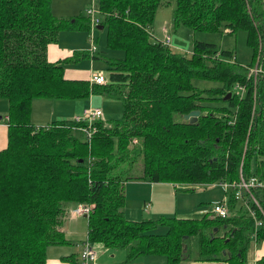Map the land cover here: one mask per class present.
I'll use <instances>...</instances> for the list:
<instances>
[{"label": "trees", "instance_id": "obj_1", "mask_svg": "<svg viewBox=\"0 0 264 264\" xmlns=\"http://www.w3.org/2000/svg\"><path fill=\"white\" fill-rule=\"evenodd\" d=\"M51 1L0 0V97L8 102V142L0 150V264H45L49 246L70 243L63 227L79 203L93 206L88 240L125 249L126 261L155 255L177 264L194 237L189 264H248L253 234L264 241V187L252 189L253 214L241 205L226 217L207 212L133 221L124 215V184H214L238 181L240 174L264 184V0H174V26L244 31L251 48L245 64L213 42L195 39L186 55L158 38L148 26L159 4L170 0H98L105 47L121 52L106 57L96 48L92 54L106 63L103 83L64 75L65 63L88 57L89 50L48 58L61 30L90 28L87 14L58 16ZM256 63L261 70L254 76L249 68ZM194 79L218 84L201 87ZM96 92L119 99L121 116L90 124L73 117L46 125L31 120L34 98L83 99ZM193 109L199 114L191 122L184 114ZM88 125L94 127L89 141L81 129ZM139 156L141 175L132 176ZM235 202L229 194L230 206ZM157 226L165 233H155Z\"/></svg>", "mask_w": 264, "mask_h": 264}, {"label": "rangeland", "instance_id": "obj_2", "mask_svg": "<svg viewBox=\"0 0 264 264\" xmlns=\"http://www.w3.org/2000/svg\"><path fill=\"white\" fill-rule=\"evenodd\" d=\"M53 2H55V5L58 4V0H53ZM97 3L98 0H88L86 4H88L89 7L93 5L95 8H97L98 7ZM174 7H175L174 0H170L169 2H165V3L161 2L156 9L153 22L150 24V26H148V29L150 31L153 30L154 34L158 38H162V39L164 38L165 34H169L172 40L170 46L175 51H179L183 54L190 55L192 42L195 39H199V40L215 43V46L219 51L221 49L233 50L235 52L236 59L243 64L250 62L251 48L246 43V36L244 31L238 30L235 33H229L227 32V29L225 30L223 29L222 31H209V30H193L190 27L183 24L174 26L172 24ZM80 13L83 14L82 12ZM163 27H165V29ZM65 32L66 31H64L63 33ZM83 32L84 35L82 42L80 41V37H78L79 40L78 44L80 45L82 44V46L84 47L80 48L79 51H86L89 49L90 41L87 38L88 31L83 30ZM93 34L96 37L95 44L100 54L106 57L119 56L121 54L120 51L108 49L105 47V29L100 30L98 28L97 29L94 28ZM69 40H70V36H68V38H66L64 42L67 43ZM63 54H66V51H64ZM105 64L106 63L103 57L92 58L88 56V57L80 58L76 62L68 61L65 63V67L69 69L76 66L77 67L76 69H82V72H87L88 70L89 71L94 70L96 73L98 70H103L104 72H106ZM193 82L201 87H206V86L209 87L218 84L217 81L209 80V79H194ZM66 101H71V100H48L45 98H38L34 100L35 107L33 106V109H35V113L34 111L32 113L33 119L34 120H36L37 118L44 119L48 115L49 111H52V114L57 115L59 112H61L60 110L61 103H66ZM86 102L89 103V100H87ZM46 103H48V105H45ZM92 103L90 102L91 105L89 106L94 107L99 105L98 107H101L103 109L104 115L98 117V119L100 118L103 120H112L121 116L122 105L119 99L104 96V98H101L99 101L96 98V94H94V101ZM74 112L76 111H72L71 109L68 112L64 113L65 115L60 118H67L69 117V115L72 116ZM135 160L136 161L134 165H132V170H133L132 176H139L141 175L143 168L142 157L139 156ZM127 183L129 186V190L127 192L126 190H124V195L126 197L125 202L128 208L127 210L125 209L126 215L128 214L129 216H132V218H135L136 215L132 214L131 211L132 208H134L137 203L140 204V208L142 206V201L137 199V197H141L142 199L143 197L146 196L147 199L146 201H149L150 198L152 197L151 192H149V187L151 185L141 182H139L140 183L139 184L137 183V181H129ZM141 184H146L147 187H142V189L140 190L139 186ZM175 186L176 188H173ZM173 187L172 186L160 187L162 190H166L165 198H162L164 194L159 195L160 198H156L153 201V205L151 204L152 206H150L149 209L147 208L148 210V211L146 210L147 213L144 212L142 214L143 217H147V219L148 218L156 219L161 215L166 217H172L175 215L176 210L179 211L180 208L183 207L190 209V213H191L199 205H203L204 208L209 209L212 204L218 203L220 201L223 202L225 201L224 190L222 187H219L216 183L199 184V185L175 183ZM131 188H133L132 191ZM235 203H236L234 205L235 207H231L228 204V210L230 213L236 212L239 209V206L242 205V202L238 200ZM141 211H143V209ZM190 216L197 217L198 215L191 214ZM81 218L82 221L85 220L84 217ZM165 231L166 229L163 226H157L154 229L155 233H165ZM187 243L189 247V253L179 264H187L186 262H190V259L196 254V239L194 237H190L187 239ZM95 249L98 254L100 253V251L106 250L105 247L100 244L95 245ZM254 251H255V246L252 245L249 255H251ZM161 263L166 264L165 258L163 256H153V264H161Z\"/></svg>", "mask_w": 264, "mask_h": 264}, {"label": "crops", "instance_id": "obj_3", "mask_svg": "<svg viewBox=\"0 0 264 264\" xmlns=\"http://www.w3.org/2000/svg\"><path fill=\"white\" fill-rule=\"evenodd\" d=\"M87 1L88 0H58V4L55 5V2H53L52 0L51 8H52V11L58 16L72 17V19H74L73 17L80 15L81 14L80 12L86 15V9L89 7L88 4H86ZM97 28L98 27L96 26L95 29ZM163 28L165 29V27ZM64 31L66 32L63 33ZM83 35H84L83 30H61L59 32L57 42L52 43L48 48V58L53 61V60H57L60 58L69 57L74 52L79 51V49L83 48L84 46H82V44L81 45L78 44L79 43L78 37H80V41L82 42ZM68 36H70V40L67 43H65L64 41L66 38H68ZM87 38L89 39L88 34H87ZM94 38L96 39L95 36ZM170 40H171V37H170ZM171 42L172 40L170 41V43ZM64 51H66L67 55L63 54ZM191 51H192V46H191ZM89 54H90L89 56L92 57L93 53L89 52ZM71 61H74V60H71ZM76 61L77 60H75L74 62ZM76 68H77L76 66H74L73 68H69V69L65 67L64 69L65 77L67 78H87L90 81L95 82L93 80V76L95 73L94 70H90V71L88 70L87 72H82V69H76ZM104 74L108 78L107 72H104ZM94 94H96V98L99 101L101 98H104L105 96V95L103 96L102 94L96 92V93L91 94L88 98H83V99L45 98L48 100H71V101H66V103H61V106H60L61 112H59L57 115L52 114V111H49L48 115L44 119L37 118L36 120L33 119L32 113L33 111L35 113V109H33V106L35 107L34 100L38 98H34L31 104V120L35 124L46 125L52 120L63 117L65 115L64 113L68 112L71 109L72 111H76V112H74L72 116L69 115V117L70 116L74 117L75 115L81 114L84 111V109H86L87 107H89V105H91L90 102L92 103L94 101ZM87 100H89V103L86 102ZM7 105H8L7 100L3 97H0V117H1L0 119V150L6 148L7 142H8V127H7V123L5 120V117L7 116ZM45 105H48V103H46ZM98 106L99 105H97V107ZM103 115H104V112H103ZM129 181H137V183L141 182V183H146V184L151 185L149 187V192H151L152 197L150 198L149 201H146L147 200L146 196L143 197L142 199L141 197H137V199L142 201V206L140 208V204L137 203L136 206L132 208L131 211H132V214L136 215L135 218H132V216H129L128 214L126 215V210L128 208L125 202L124 215L128 220H133V221L147 219V217H143L142 215L144 212H146L147 208L149 209L150 206L153 205V201L156 198H160L159 195L164 194L162 198H165L166 190H162L160 187L162 186L164 187L172 186L173 187L174 185L172 183H151L144 179L128 180L127 182ZM127 182H125L126 186L124 184V190H126V192L129 190V186ZM146 184H141L139 186V189L141 190L142 187H147ZM173 188H176V186ZM132 190L133 188H131V191ZM151 200H152V203H151ZM199 204H202V203H199ZM230 205L231 203L229 204V206ZM231 207H235V206L233 205ZM142 209L143 211H141ZM200 209H207V208H204L203 205H199L195 210H193L190 213V209L183 207V208H180L179 211L178 210L175 211V216L182 217V218L190 216L191 214H195L199 216ZM232 214H235V213L233 212ZM81 217H84L85 220L82 221ZM63 229L65 231V236L69 240L70 243L64 244V245L49 246L47 248V258H46L45 264H84L80 258V251H81V246H82L83 241L87 238V217L73 216L70 212L69 217H66L65 226L63 227ZM252 245L255 246V251L251 255H249ZM105 249H106L105 251H100L99 254L96 252V258L94 260L89 261L87 264H153V256H155V255H143V256L136 257L130 261H126V250L125 249L107 248V247H105ZM262 255H264V241L257 242L255 240V235L253 234L252 240L249 246V250L247 253L248 264H258V259ZM62 257H68L71 259L70 261L75 262V263L64 261L62 260ZM186 263L189 264L190 262H186Z\"/></svg>", "mask_w": 264, "mask_h": 264}, {"label": "built area", "instance_id": "obj_4", "mask_svg": "<svg viewBox=\"0 0 264 264\" xmlns=\"http://www.w3.org/2000/svg\"><path fill=\"white\" fill-rule=\"evenodd\" d=\"M98 7L95 8L93 5L88 7L86 9V14L90 18V28L88 30V35H89V52L94 53L97 46L95 44V38L93 34L94 28L99 24V16H98ZM165 43H170V35L166 34ZM261 70V66L256 63L252 67L249 68V74H253L254 76ZM93 80L97 83H103L107 81V77L104 74V71L98 70L96 73H94ZM243 88V87H241ZM103 115V111L100 107L97 106H89L81 114L75 115L73 118L76 121H81V120H88L89 124L91 121L94 119L100 117ZM7 116L5 117V119ZM1 119V117H0ZM89 127H81L85 131V135L87 137V140H90L91 137V131L94 127L91 125H88ZM218 186L222 187L224 192H225V201H220L218 203H214L211 205V207L207 209H200L199 214L203 213H210L212 215H217L221 217H226L229 214L228 210V200H229V194L232 193L234 199L237 201L242 202V205L247 208V210L253 214V210L250 208L251 202L254 203L256 206H258V200L252 193V189L254 187H264V184L258 180L256 176H249V177H244L240 174V179L238 181L230 182V181H220L216 183ZM244 194H247L249 199L244 198ZM92 210V205L91 204H82L79 203L76 207H74L71 210V214L73 216H88V214ZM261 222L259 220H256L255 225L260 226ZM80 258L84 264H87L89 261L94 260L96 258V249H95V244L92 243L91 241L86 238L81 246V251H80Z\"/></svg>", "mask_w": 264, "mask_h": 264}, {"label": "water", "instance_id": "obj_5", "mask_svg": "<svg viewBox=\"0 0 264 264\" xmlns=\"http://www.w3.org/2000/svg\"><path fill=\"white\" fill-rule=\"evenodd\" d=\"M97 27L98 28H102L103 25L102 24H98ZM228 95H230V92L227 93V96ZM198 114H199V110L193 109V110H190L188 113L184 114V118L189 119V121L193 122V121L196 120Z\"/></svg>", "mask_w": 264, "mask_h": 264}, {"label": "clouds", "instance_id": "obj_6", "mask_svg": "<svg viewBox=\"0 0 264 264\" xmlns=\"http://www.w3.org/2000/svg\"><path fill=\"white\" fill-rule=\"evenodd\" d=\"M87 217V216H86Z\"/></svg>", "mask_w": 264, "mask_h": 264}]
</instances>
